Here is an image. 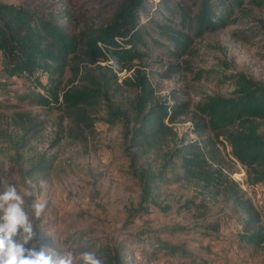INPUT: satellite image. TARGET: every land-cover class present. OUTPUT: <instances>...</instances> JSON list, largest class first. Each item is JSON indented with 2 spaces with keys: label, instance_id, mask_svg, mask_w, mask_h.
<instances>
[{
  "label": "trees",
  "instance_id": "obj_1",
  "mask_svg": "<svg viewBox=\"0 0 264 264\" xmlns=\"http://www.w3.org/2000/svg\"><path fill=\"white\" fill-rule=\"evenodd\" d=\"M245 1H0V89L15 78L37 80L47 75L46 85L40 79L36 81L40 92L33 91L24 98L46 109L63 108L75 127L67 133L71 139L82 140L84 133L99 121L108 127L122 125L132 174L141 186L140 211L148 210L145 204H154L155 188L171 175V181L192 183L213 197L231 201L243 216L239 241L260 247L264 245L262 215L224 166L229 159L246 168L254 184L264 185V85L243 74L231 77L235 89L229 97L209 96L197 107L203 118L193 122L189 131L200 140L187 142L180 138L176 125L189 115L190 104L158 95L148 73L131 67L134 60L146 56L140 51L147 44L142 12L157 8L156 14L165 22L156 23L158 31L175 47L172 55L181 56L188 37L183 31L200 35L223 29L232 22L235 12L244 8ZM77 2L80 6L74 5ZM249 2L264 9V0ZM75 6V12L66 9ZM88 13L91 16L86 17ZM98 18L105 20L97 26L86 24ZM110 57L118 58L120 73L133 70L132 74L119 82L110 66L100 64ZM67 73L70 77L66 80ZM122 87L133 93L127 103L115 101ZM102 105H107L108 110L101 120L94 116ZM17 118L14 150L20 158V151L31 148L38 139L45 121L28 112L18 113ZM62 134L56 135L53 148L63 141ZM149 155L155 158L156 165H139ZM55 159L46 153L30 159L29 168L22 173L24 179L49 173ZM153 240L148 248L146 242L130 250L119 243L95 246L89 251H95L105 264H146L148 260L152 264L157 254L175 256L180 251L168 242ZM135 251L141 258L139 262Z\"/></svg>",
  "mask_w": 264,
  "mask_h": 264
},
{
  "label": "rangeland",
  "instance_id": "obj_2",
  "mask_svg": "<svg viewBox=\"0 0 264 264\" xmlns=\"http://www.w3.org/2000/svg\"><path fill=\"white\" fill-rule=\"evenodd\" d=\"M78 6L66 9L72 13ZM156 11L153 7L141 14L147 44L140 51L146 56L134 60L131 67L148 73L158 95L167 99L173 96L190 104L189 115L181 119L176 129L187 142L199 141V136L189 131L193 122L203 118L197 107L209 96L229 97L235 89L231 77L243 74L264 85V9L255 8L246 0L244 8L236 11L232 22L223 29L200 35L183 31L188 37L181 56H173L175 47L161 37L156 23L165 22ZM89 16L91 13L86 17ZM104 20L90 19L86 24L97 26ZM171 27L180 30L174 24ZM100 64L110 66L108 62ZM132 72L117 73L119 82ZM69 77L67 73L66 80ZM39 79L46 85L47 75ZM39 79L15 78L0 89V178L16 183L22 191V173L29 168V160L42 153L56 157L49 173L32 179L36 188L41 179L46 181L41 192L48 208L37 222V231L42 235L40 244L57 251L66 246L89 251L99 245L124 243L130 250L144 242L148 248L155 238L180 251L175 256L157 254L152 257V264H264V245L255 247L239 241L241 212L231 201L213 197L192 183L171 181L172 176H168L167 182L155 188L154 204H145L144 209L148 210L140 211L141 186L132 174L122 125L108 127L99 121L84 133L82 140L71 139L67 133L75 127L63 108L46 109L24 98L33 91L40 92L36 86ZM132 95V91L122 87L115 101L127 103ZM107 110L108 106L102 105L94 117L104 119ZM25 112L39 116L45 127L31 148L20 151L19 158L14 137L18 132L17 114ZM60 132L65 134L64 139L53 148L51 143ZM154 159L145 156L139 165H156ZM224 167L260 211L264 224V185L254 184L246 168L229 159ZM137 254L135 251L139 262Z\"/></svg>",
  "mask_w": 264,
  "mask_h": 264
},
{
  "label": "clouds",
  "instance_id": "obj_3",
  "mask_svg": "<svg viewBox=\"0 0 264 264\" xmlns=\"http://www.w3.org/2000/svg\"><path fill=\"white\" fill-rule=\"evenodd\" d=\"M108 63L114 73L121 71L118 58L110 57ZM45 184L41 179L36 188L25 177L21 191L16 183L0 178V264H105L95 251L67 246L57 251L40 244L37 222L48 208L41 192Z\"/></svg>",
  "mask_w": 264,
  "mask_h": 264
}]
</instances>
